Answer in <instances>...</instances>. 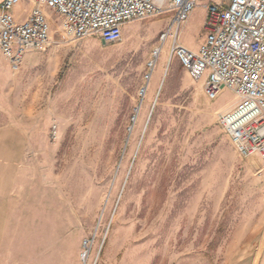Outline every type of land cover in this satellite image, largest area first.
I'll return each mask as SVG.
<instances>
[{
    "label": "rangeland",
    "instance_id": "374dc122",
    "mask_svg": "<svg viewBox=\"0 0 264 264\" xmlns=\"http://www.w3.org/2000/svg\"><path fill=\"white\" fill-rule=\"evenodd\" d=\"M45 12L46 50L18 73L0 55V264H84L86 251V264H260L264 163L241 157L218 121L234 95L208 100L176 59L165 74L168 48L146 84L170 16L104 44ZM204 12L182 31L190 47Z\"/></svg>",
    "mask_w": 264,
    "mask_h": 264
},
{
    "label": "built area",
    "instance_id": "2783aa9c",
    "mask_svg": "<svg viewBox=\"0 0 264 264\" xmlns=\"http://www.w3.org/2000/svg\"><path fill=\"white\" fill-rule=\"evenodd\" d=\"M23 3L32 5L24 20L14 13ZM201 6L204 41L193 51L182 44L181 35ZM45 10L61 18L62 31L74 40L96 37L104 44L121 42L132 21L170 16L147 62L146 84L168 48V67L178 60L195 82H202L208 100L217 101L224 92L234 95L235 103L219 115V124L241 157L257 156L264 163V0H1L0 55L14 73L29 52L50 46L52 20ZM145 87L139 93L141 106ZM261 178L264 183L263 171ZM88 258L86 251L82 262Z\"/></svg>",
    "mask_w": 264,
    "mask_h": 264
},
{
    "label": "crops",
    "instance_id": "0c3cea01",
    "mask_svg": "<svg viewBox=\"0 0 264 264\" xmlns=\"http://www.w3.org/2000/svg\"><path fill=\"white\" fill-rule=\"evenodd\" d=\"M207 1H214V0H205L203 2H207ZM191 17V16H190ZM190 20V19H189ZM204 21H205V12H204ZM128 24L124 27V30L127 28ZM204 41V35L199 39L198 41V45H196L195 47H190L188 45H186L185 43L182 42V44L187 47L188 49H191L193 51H197L200 47V45L202 44V42ZM5 60V59H4Z\"/></svg>",
    "mask_w": 264,
    "mask_h": 264
},
{
    "label": "bare ground",
    "instance_id": "6f19581e",
    "mask_svg": "<svg viewBox=\"0 0 264 264\" xmlns=\"http://www.w3.org/2000/svg\"><path fill=\"white\" fill-rule=\"evenodd\" d=\"M164 52L167 54V48L164 50ZM169 72V69H168V65H166V72H165V74H167ZM152 77V76H151ZM151 80V79H150ZM149 80V81H150ZM149 84H150V82H149ZM149 84H148V86H147V92H148V88H149ZM146 95H147V93H146ZM146 97V96H145ZM139 108V107H138ZM141 108V107H140ZM140 108L137 110L138 112H140Z\"/></svg>",
    "mask_w": 264,
    "mask_h": 264
}]
</instances>
